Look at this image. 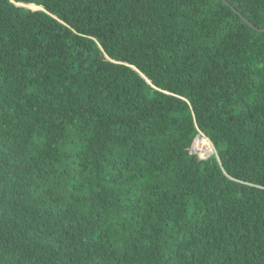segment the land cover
<instances>
[{
    "label": "trees",
    "instance_id": "trees-1",
    "mask_svg": "<svg viewBox=\"0 0 264 264\" xmlns=\"http://www.w3.org/2000/svg\"><path fill=\"white\" fill-rule=\"evenodd\" d=\"M0 0V264H264V0Z\"/></svg>",
    "mask_w": 264,
    "mask_h": 264
},
{
    "label": "water",
    "instance_id": "water-1",
    "mask_svg": "<svg viewBox=\"0 0 264 264\" xmlns=\"http://www.w3.org/2000/svg\"><path fill=\"white\" fill-rule=\"evenodd\" d=\"M225 4L229 5V3L226 0H223ZM232 9L238 13V15L244 20L245 23H247L252 29L258 31V32H264V28H258L254 24H252L247 18H245L240 12H238L235 8L232 7Z\"/></svg>",
    "mask_w": 264,
    "mask_h": 264
}]
</instances>
